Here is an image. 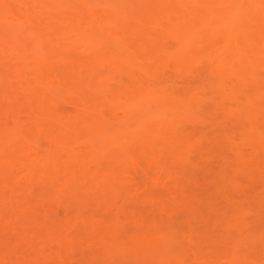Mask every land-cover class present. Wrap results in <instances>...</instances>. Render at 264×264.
Instances as JSON below:
<instances>
[{
    "label": "rangeland",
    "instance_id": "1",
    "mask_svg": "<svg viewBox=\"0 0 264 264\" xmlns=\"http://www.w3.org/2000/svg\"><path fill=\"white\" fill-rule=\"evenodd\" d=\"M251 1L0 0V264H221L230 251L231 240L240 237V231L244 230L245 224L238 233L232 228L237 206L248 211V224L242 235L246 233L243 237L246 246L253 243L243 255L254 263L264 259V256L257 257L264 246V167L261 166L264 149L244 143L243 147L238 143V148H234L228 142L229 129L238 125L226 110L232 99L219 95L220 88H227L230 78L222 81L224 85L221 82L223 87L219 90L216 86L213 89L206 86L209 79L216 82V73L235 68L237 62L224 59L219 66L214 59L210 63L209 57L202 54L201 60H197L199 56L196 58L199 62L186 64L189 67L183 65L185 69L181 67L182 70L176 71L177 66L171 65L175 60L170 61L166 55L184 39V35L177 37V32L186 28L202 34L209 27L210 31L216 28L218 33H213L220 36L212 35L217 36L216 41L226 37L230 30L217 29L218 15L232 4L240 11L230 19L238 23L231 33L246 35L251 45L245 53H255L261 49L264 39L261 34L264 26L259 20L264 0H254V5ZM241 11L246 12L243 19L239 16ZM190 16L200 20L205 16L210 24L202 19L204 25L196 26L201 30L194 27L198 30L195 31L193 25L198 24L191 23ZM259 22L260 25H256ZM259 26L263 27L261 31ZM196 36L191 38L193 45L204 43V46L214 40L206 35L208 40L200 42ZM236 37L234 35L233 40H242ZM216 41H211L212 45ZM113 49L119 53L129 52L126 53L130 58L134 55V61L142 68L143 65L152 67L156 58H166L170 67L166 64L157 68L155 63L152 70L157 69L159 76L164 77L169 91L174 89L170 91V95H174L171 97L188 94L194 97L191 105L194 107L186 116L179 110L178 114L185 119L179 116V125L172 128L174 134H169L168 139L164 136L162 141L159 138L155 143L156 153L141 148L140 138L146 139L148 135L141 131L140 142L118 139L122 142L117 141L119 151H111L115 145L111 146L113 137L107 134L127 122H135L138 117L122 115L121 106L128 94L125 92L137 86L140 90L146 83L137 68L132 71L114 62ZM225 55L229 57V53ZM241 95L238 93L237 97ZM172 98L173 101L168 102H176L177 98L175 101ZM261 118L250 119L249 124L261 123L260 127H255L263 129L264 118ZM92 119L97 121L94 123ZM156 119H152L155 124L160 122ZM72 120L82 121L80 124L85 127L76 124L70 129L68 126L74 125ZM106 121H112L115 129ZM59 126L65 130L64 134L63 130H58ZM104 127L106 130L101 129ZM11 132L16 134L11 135ZM103 137L111 145L106 148L103 141L105 148L102 144L101 149L98 142ZM166 141L171 143L164 144ZM29 145L30 148H23ZM180 150L186 154L180 157L177 154ZM54 153L59 156L56 160ZM14 154L19 156L17 160L12 157ZM242 156L244 160L240 159ZM53 159L56 163L57 159L61 160L54 165L56 169L62 167L66 171L65 168L73 166L71 171L70 167L68 169L71 173L53 169ZM41 166L42 169L38 168ZM44 167H51V171L46 168L48 177ZM37 169L42 171L37 172ZM38 173L43 178L38 177ZM53 173L60 175L57 182L55 178L59 175ZM74 175L78 177L76 181ZM48 179H54L51 180L53 186L51 182L46 183V186L50 183V190L44 185L41 187ZM112 232L117 233L113 238ZM133 234L135 238L140 234L148 239L146 237L141 244L138 241L136 246L128 241ZM123 241L131 242L132 250L125 249Z\"/></svg>",
    "mask_w": 264,
    "mask_h": 264
},
{
    "label": "bare ground",
    "instance_id": "2",
    "mask_svg": "<svg viewBox=\"0 0 264 264\" xmlns=\"http://www.w3.org/2000/svg\"><path fill=\"white\" fill-rule=\"evenodd\" d=\"M249 1H251V0H249ZM250 4H252V5H254L255 4V1L253 0V3H252V1L250 2ZM233 5V4H232ZM231 5V7H230V5H228V7H230L229 9H223L222 11L220 10V14L218 15V28L217 29H221L222 31H227V28H228V31L230 32V34H229V32L227 33V35H225L226 37H223V38H221V39H223L222 41H221V39L219 40V38H218V40L216 41L215 40V38L217 39V36H219L217 33H218V31H216V28H212V30L213 31H210L211 29H210V27H209V29H207V28H205V29H207V30H209V33H208V31L206 30V32L203 30L202 32H204L203 34L201 33V31H198L196 28H198V27H196V26H199V25H204V23L203 22H206V24L207 25H209L210 23H209V19H208V22H207V17L206 18H204L205 16H203V18L202 19H206V21H203L202 19V21L198 18V17H194V18H196V21L198 20V21H200V22H196L195 21V19L193 18V17H189V19H191L190 21H191V23H194V24H198V25H193V28L194 27H196V28H194L195 29V31H198L197 33H199V36H198V34L196 33V32H193V30H189V28H186V29H188L189 31H187L186 29L185 30H183V31H180V33H178L177 32V34H178V36L176 35V32H175V34H174V36H177V37H179L180 38V35H184L185 37H182V39L184 38H186L187 36V34L188 33H186L185 31H187V32H189V34H191V35H189L188 34V36L189 37H187L185 40L183 39L181 42H180V40L178 41V43L176 44V46L175 47H173L170 51L168 50L167 52V59H171L170 61H174L175 60V62L174 63H171V65H172V67L173 68H175L176 66V71H180V70H182L184 67H183V65L185 66L186 64H192V63H197V62H199V61H197V60H201L200 59V57H202V54H204L205 55V57L206 56H208L207 58H208V60H210L209 62L211 63V61H212V59H214L213 60V62L215 63V64H217V65H219V66H221L222 64V62H224V59H230V61H233V62H237L235 65V68H234V66H232L233 68L231 69H227V71H224V70H220V71H222V72H218V73H216L215 74V76H216V82L215 81H211V79H209L208 81H206V86H208V88H214V86H216L215 88L217 89L218 88V90H219V88L222 86L223 87V85H224V83L223 82H225V80L227 79H229V85L227 86V88H220L221 89V91H220V93H221V95H219L220 97L222 96V98L225 96V98H226V96L228 97V98H231L232 99V103L231 104H229L228 105V107H226V110H228V112L230 113V117L229 118H232V120H233V122L235 123V124H237L236 126V128H235V126L233 127V129L232 128H230L229 129V131H228V133H227V139H228V142H229V144H230V146H233L234 148L236 147V144L238 145V143H241L240 145H241V147H243V145L244 144H249V145H251V146H260V147H262V149H264V127H263V129H261V128H257V127H255V126H259V124H261V123H258V124H256L255 126L254 125H250L249 123V120L251 119H255L256 117H263L264 118V39H263V41H261V49H259V50H255V53H253V51H252V54H246L247 53V50L246 49H248L249 47H250V43L246 40L247 38H246V35H242V36H240V35H236L235 33H231L232 31H233V28L234 27H236V26H238V23L236 22H234V23H232V21H230V19L232 20V18L236 15V14H238L239 13V11H240V9L239 8H237V6H232ZM235 5V4H234ZM237 5V4H236ZM239 5H241V4H239ZM225 8H227L226 6H225ZM257 9H259V8H257ZM259 12V11H258ZM241 13H243V14H241ZM241 13H240V15L239 16H241V18L243 19V16L244 15H246L245 13H244V11H241ZM213 14H214V12H213ZM258 14H260L261 15V11H260V13H258ZM262 14L263 15H261V18L259 17V20L262 22V24L261 25H263L264 26V11H262ZM185 15V14H184ZM184 15H182V19L184 20V18H183V16ZM187 15V14H186ZM185 15V19H187L188 17ZM259 15V16H260ZM212 16V15H211ZM214 16V15H213ZM217 16V15H216ZM246 17V16H245ZM244 17V18H245ZM181 19V20H182ZM262 19V20H261ZM182 20V21H183ZM187 21V20H186ZM225 22H229L228 24H227V26L225 25ZM231 22V23H230ZM261 22H259V23H256V25L258 24V25H260V23ZM205 24V26L206 27H208L207 25ZM235 24H237V25H235ZM239 25H241L240 23H239ZM221 27V28H220ZM259 27H261V26H259ZM202 28H203V26H202ZM203 28V29H204ZM223 28H224V30H223ZM237 28V27H236ZM262 28L263 27H261L260 28V31L262 30ZM191 29V28H190ZM199 30H201L200 28H198ZM226 29V30H225ZM235 29V28H234ZM190 31H192L191 33H190ZM217 32V33H215L217 36L215 37V38H213L212 37V35H215L213 32ZM221 31V32H222ZM182 32H185L186 33V35H185V33L184 34H181ZM220 32V31H219ZM220 32V33H221ZM193 33H194V35H193ZM195 33L197 34V36H198V39L200 40L201 39V41L200 42H204V41H202V40H208V38L206 37V35L208 36V35H211V37L209 36V38H212V39H214V40H211L212 41V43L214 42V41H216V43H214L213 45H212V43H211V41H209L210 43H207L206 42V44H209L210 45V47L208 46H206V44L204 45V46H202L204 43H196L197 45H193V44H191V42H192V39L191 38H194L196 35H195ZM200 33H201V35H202V37H201V35H200ZM205 33H207L206 35H204ZM180 34V35H179ZM242 34H246V33H242ZM261 34H262V36L264 35V30H263V33H262V31H261ZM206 37H204V36ZM230 35L232 36V38L230 37ZM234 35L235 36H237L236 38L237 39H239V38H241L242 40L240 41V40H233L234 39ZM191 36V37H190ZM193 36V37H192ZM196 36V37H197ZM240 36V37H239ZM200 37V38H199ZM220 37V36H219ZM239 37V38H238ZM247 37H249V36H247ZM205 40V41H206ZM210 40V39H209ZM249 40V39H248ZM190 41V42H189ZM218 41H220V43H221V45H220V43L218 44ZM180 42V43H179ZM189 42V43H188ZM199 42V41H198ZM193 43V42H192ZM200 44V45H199ZM217 44V45H216ZM114 45V44H113ZM211 45H212V47H211ZM215 45L216 46H219V47H215ZM206 47V48H205ZM113 48V47H112ZM112 48H111V50H112ZM225 51V52H227V53H229V57L228 56H226L225 55V52H223L222 54H220L222 51ZM113 51H114V58H112V59H116L114 62H116V64H118L120 67H121V65L122 66H124V65H126V67L127 68H131V70L133 69H136L137 68V70L138 71H141V73H143V75H142V77L144 78V79H146L145 81H146V83H144L145 85H142V87L141 86H139V87H141V89L139 90V88H138V86H137V88H134V87H132V88H130L129 90H128V92H125V93H128L127 95L125 94V96H124V104H123V106H121V107H123L122 108V110L121 111H123L122 112V115L123 116H125V117H127V116H129V117H133V115L134 116H138L137 117V120H135V122L134 121H130L129 123L127 122V124L124 126V127H119V129H116L115 131H111V133H108L107 135V137H109L110 135V138H112L113 137V140L111 141L112 143V145L110 144V142L109 143H106L105 141L106 140H104V137H103V140H101L102 138H100V140L101 141H99L98 142V145H99V147L101 148V149H103V148H105V145H104V142H105V144H107L106 145V148H107V146H116V144L117 145H120V144H118V142L117 141H119L118 139H121L122 141H124V142H129L130 140H131V142H133L132 141V139H136L135 141L136 142H140V146H141V148H143V149H147V150H149L150 152L151 151H153V153H156V152H154L155 150H158V146L156 147V142L158 141V139L160 138H163L164 136V138H166L167 137V139H168V136H169V134L171 135V133L172 134H174L173 133V127H175L174 125H179V110L180 111H182V113L186 116V112L187 111H190L191 110V108H193L191 105H192V101H193V99H194V97L192 96V95H183V96H179V95H177L178 97H176L175 96V98H172L171 96H173L174 97V95H170L171 94V92L170 91H173L174 89L172 88V90L170 89V91L166 88V85H167V83L165 82V80H163V78L161 77V75L159 76V72H157L158 70L157 69H154V70H152L153 68H155V66L157 67V68H160V66L162 67H164V66H166V64H167V68L168 67H170L169 65H170V62H168L167 61V59L165 58L164 60H163V57L160 59H158V58H156L154 61H157V62H155L156 63V65L154 66V64L155 63H152L153 65H152V67H147L146 68V66L144 67V65H143V68H142V65H141V67L139 66V64H137L135 61H134V55H132L131 57L132 58H130V56L128 55L129 54V52H120L119 53V50L118 51H116V50H114L113 49ZM129 51V50H128ZM220 52L218 55H217V52ZM109 52H110V50H109ZM131 52V51H130ZM246 52V53H245ZM124 53V54H123ZM126 53V54H125ZM216 53V54H215ZM112 54H113V52L111 53V57H112ZM131 54H133V52L132 53H130V55ZM209 55H211L212 57H211V59H210V56ZM248 56V58H247V56ZM199 56V59L197 58ZM224 56V57H223ZM226 56V57H225ZM249 56H251L250 58H249ZM166 57V56H165ZM214 57V58H213ZM228 57V58H227ZM196 58H197V60H196ZM158 59V60H157ZM225 60V61H226ZM235 60V61H234ZM197 61V62H196ZM218 61V62H217ZM133 62H135V64L133 63ZM220 62V63H219ZM169 63V64H168ZM115 64V65H116ZM174 64V65H173ZM116 66L117 68L119 67V66ZM133 65V66H132ZM176 65V66H175ZM247 65H249V67L250 68H248V66ZM151 66V65H150ZM175 66V67H174ZM188 65H186L185 67H187ZM246 66H247V68H246ZM125 67V66H124ZM181 67H183V68H181ZM189 67V66H188ZM140 68V69H139ZM150 68V69H149ZM244 68H246V69H244ZM174 69V70H175ZM178 69V70H177ZM185 69V68H184ZM188 69V68H187ZM186 69V70H187ZM216 69V68H215ZM132 70V71H133ZM228 70H230V71H228ZM162 73V72H161ZM180 73H182V72H180ZM131 76H133V75H131ZM165 76V75H164ZM132 80H133V77L131 78ZM224 80V81H223ZM223 81V82H222ZM215 82V83H214ZM221 82L223 83V85L221 84ZM208 83V84H207ZM130 86V85H129ZM133 86H135L136 87V84L134 85L133 84ZM218 86V87H217ZM169 87H170V85H169ZM168 87V88H169ZM225 87V86H224ZM136 89H138V91L137 92H134ZM107 90V89H106ZM127 90V89H126ZM111 91V90H110ZM119 91H121V90H119ZM119 91H117L118 93H119ZM131 92H133V93H131ZM112 93H114V91L112 92ZM118 93H117V95H118ZM121 93V92H120ZM124 93V92H123ZM122 93V94H123ZM131 93V94H130ZM135 93L137 94V95H135ZM174 93V92H173ZM238 93H241L242 95V97H237V94ZM133 94V95H132ZM114 95H115V97H116V91H115V93H114ZM124 95V94H123ZM118 97H119V95H118ZM167 97H169V98H167ZM122 98H123V96H122ZM121 98V99H122ZM174 99V101L176 100V98H177V100H176V102H173V103H171L173 100H170V99ZM113 99V98H112ZM114 99H118V98H114ZM119 99H120V97H119ZM221 100H223V99H221ZM123 101V100H122ZM168 101H171V102H168ZM120 106H119V108H121ZM190 107V108H189ZM183 109V110H182ZM187 109V110H186ZM114 111H115V109H114ZM224 111V110H223ZM185 112V113H184ZM222 112V111H221ZM223 113V112H222ZM225 113V112H224ZM125 114V115H124ZM132 114V115H131ZM137 114V115H136ZM138 114H140V116L138 115ZM227 114V113H226ZM263 114V115H262ZM113 115V114H112ZM224 115V114H223ZM111 117V119L110 120H112V116H110ZM115 117V116H114ZM141 117V118H140ZM154 117H157V119H158V121H160L159 123L157 122V124H155L156 122H154L153 120L154 119H156V118H154ZM183 118L184 116H180V118ZM255 117V118H254ZM151 118V119H150ZM181 118V119H182ZM219 118H220V116H219ZM228 118V119H229ZM263 118H261L262 120H263ZM89 119H91V118H88L87 120H89ZM97 119H99V121L101 120V119H103V118H97ZM117 119V118H116ZM115 119V120H116ZM153 119V120H152ZM156 119V120H157ZM160 119V120H159ZM185 119V117L183 118V120ZM224 119V118H223ZM227 119V118H226ZM86 119H84L83 121H85ZM93 121H94V123H95V120L94 119H92ZM104 120H106V119H104ZM132 120V119H131ZM161 120H163V121H161ZM222 120V119H221ZM250 120V121H251ZM256 120V119H255ZM19 121V120H18ZM73 121V120H72ZM75 121V120H74ZM74 121L72 122L74 125H72V124H70L69 126L68 125H65V126H68L70 129H71V127L70 126H74V128H75V126H76V124H80L82 121H78V120H76L75 122H77V123H74ZM97 121V120H96ZM98 121V122H99ZM113 121H114V118H113ZM154 123H153V122ZM179 121V122H178ZM254 121V120H253ZM261 121V120H260ZM16 122H17V120H16ZM105 122V121H104ZM103 122V123H104ZM112 122V121H111ZM110 122V123H111ZM84 123V122H83ZM85 123H87L88 124V121L87 122H85ZM106 123H109V122H107L106 121ZM106 123H104L105 124V126H107L106 125ZM110 123H109V126H110ZM115 123V122H114ZM178 123V124H177ZM19 124V123H18ZM87 124H86V126H87ZM92 124V123H91ZM90 124V125H91ZM99 124H100V122H99ZM121 124V123H120ZM154 124V125H153ZM20 125V124H19ZM80 125H82V124H80ZM79 125V126H80ZM93 125V124H92ZM101 125V124H100ZM103 125V124H102ZM102 125H101V127H102ZM111 125H112V123H111ZM264 125V124H263ZM78 126V125H77ZM83 126V125H82ZM94 126V125H93ZM104 126V125H103ZM118 126V125H117ZM116 126V127H117ZM123 126V125H122ZM83 127H85V126H83ZM89 127V126H88ZM92 127V126H91ZM91 127H89V128H91ZM95 127H96V125H95ZM98 127V126H97ZM108 127V126H107ZM106 127V128H107ZM112 127H114L113 125H112ZM112 127H109V128H111L112 129ZM260 127V126H259ZM262 127V126H261ZM10 128V127H9ZM15 128H16V126H15ZM18 128V127H17ZM21 128V127H20ZM59 128H60V130L62 131L63 130V128H62V126H59L58 127V130H59ZM74 128H72V129H74ZM77 128H79V127H77ZM81 128V127H80ZM105 128V127H104ZM104 128H101V129H103V130H106V128L104 129ZM173 128V129H172ZM6 129V128H5ZM86 129V128H85ZM88 129V128H87ZM95 129V128H94ZM93 129V130H94ZM111 129H109V130H111ZM114 129H115V127H114ZM236 129V130H235ZM18 130V129H17ZM67 130V129H66ZM69 130V129H68ZM82 130V129H81ZM108 130V129H107ZM11 131V130H10ZM12 131H14V129H12ZM22 131V130H21ZM20 131V132H21ZM40 131H42V130H40ZM70 131V130H69ZM85 131V130H84ZM89 131H90V129H89ZM98 131V130H97ZM99 131H100V128H99ZM98 131V132H99ZM141 131V132H140ZM18 132H19V130H18ZM18 132H17V134H18ZM39 132V131H38ZM64 132H65V130H63V134H64ZM68 132V131H67ZM66 132V133H67ZM78 132V131H77ZM93 132V131H92ZM98 132H97V134H98ZM101 132H103V134H104V131H101ZM139 132L140 133H144L145 132V134L147 133L148 135H149V137H148V135H147V137L149 138V140L147 139V137H146V139H145V137H139L140 135H139ZM176 132V131H175ZM12 133V132H11ZM41 133H43V131L41 132ZM61 133V132H60ZM73 133H75V132H73ZM94 133V132H93ZM165 133H168V135H165ZM7 134H8V131H7ZM13 134H16V133H12L11 135H13ZM24 134V133H23ZM68 134V133H67ZM70 134H72V132H70ZM92 134V133H91ZM102 134V135H103ZM21 135H22V132H21ZM93 135V134H92ZM99 135H101V134H99ZM105 135H106V132H105ZM26 136V135H25ZM66 136V135H65ZM65 136H64V138H65ZM75 136H76V134H75ZM143 136V135H142ZM17 137V136H16ZM19 137V136H18ZM17 137V138H18ZM35 137V136H34ZM61 136H59V138H60ZM99 137H102V136H99ZM140 138V141H139V138ZM23 138V137H22ZM57 139L56 140V143L58 142V140H60L61 138H63V136L60 138V139ZM72 138H73V136H72ZM110 138H108V139H110ZM174 138V137H173ZM176 138H178V137H176ZM7 139V138H6ZM9 139V138H8ZM70 139V138H69ZM73 139H76V138H73ZM105 139H106V136H105ZM138 139V140H137ZM159 139V140H160ZM180 141H182V139H180V138H178ZM177 139V140H178ZM16 140V139H15ZM63 140V139H62ZM120 140V141H121ZM129 140V141H128ZM171 140V139H170ZM174 140V139H173ZM179 140H178V142H179ZM17 141V140H16ZM19 141H20V139H19ZM18 141V142H19ZM27 141V140H26ZM63 141H65V140H63ZM62 141V142H63ZM72 141H74V140H72ZM71 141V142H72ZM104 141V142H103ZM114 141V142H113ZM117 143H116V142ZM119 141V143H122V142H120ZM134 141V142H135ZM161 141H162V139H161ZM165 141V140H164ZM38 142V141H37ZM36 142V143H37ZM62 142H60V143H62ZM67 142H68V140H67ZM160 142V141H159ZM168 141H166V142H164V144H166ZM170 142V141H169ZM168 142V143H169ZM184 142V141H183ZM5 143V142H4ZM15 143V142H14ZM24 143V142H23ZM65 143H66V141H65ZM65 143H62V144H65ZM114 143V144H113ZM156 143V144H155ZM171 143V142H170ZM242 143H244L243 145H242ZM26 144V143H25ZM68 144V143H67ZM102 144L104 145L103 146V148H102ZM108 144H110V145H108ZM126 143H124V145H125ZM164 144H161V146H163ZM4 145V144H3ZM17 145H19V144H17ZM17 145H16V148H17ZM32 145H34V142L32 141ZM66 145V144H65ZM97 145V144H96ZM97 145V146H98ZM143 145H145L146 147H144ZM184 145V144H183ZM239 145V146H240ZM114 146V150L113 149H111L112 147H109L108 149H111V151H119V149L117 148V146L115 147ZM160 146V145H159ZM180 146H182V145H180ZM33 147V146H32ZM8 148V147H7ZM10 148V147H9ZM15 148V147H14ZM13 148V149H14ZM23 148H30V145H29V147H24L23 146ZM34 148V147H33ZM123 148V147H122ZM160 148V147H159ZM180 148V147H179ZM231 148V147H230ZM236 148H238V147H236ZM19 149V148H18ZM21 149V148H20ZM183 149V148H182ZM145 150H143V151H145ZM146 150V151H147ZM17 151V150H16ZM15 151V152H16ZM23 152H24V150H22ZM142 151V150H141ZM142 151V152H143ZM237 150L235 149V152H236ZM13 152H14V150H13ZM239 152V151H238ZM18 153V151L16 152V154ZM20 153V152H19ZM146 153V152H145ZM11 154H12V152H11ZM20 154H22V153H20ZM148 154V153H147ZM150 154V153H149ZM177 154L181 157V156H183L184 154H186V153H184V151H179V152H177ZM19 155V154H18ZM53 155V154H52ZM54 155H55V153H54ZM98 155V154H97ZM97 155H95V157L97 156ZM104 155V154H103ZM102 155V156H103ZM246 155V154H245ZM56 156L57 157H59L58 156V154L57 155H55V160H56ZM12 157H15V159L17 160V158L19 157V156H15V154L12 156ZM51 157V156H50ZM52 157H54V156H52ZM100 157V156H99ZM98 157V158H99ZM243 157V156H242ZM245 157V156H244ZM244 157L243 158H240L241 160H244ZM47 158H48V156H47ZM67 158V157H66ZM102 158V157H101ZM60 159H62V156H61V158ZM63 159H64V157H63ZM62 159V160H63ZM236 159V158H235ZM240 159H239V161H240ZM252 159V158H251ZM47 160V159H46ZM48 160H50V158H48ZM55 160L53 159V161L55 162ZM58 160L59 159H57V163H58ZM10 161V160H9ZM51 161V160H50ZM61 160H59V162H60ZM66 161V160H65ZM96 161H97V158H96ZM12 162V164H14L13 163V160H11L9 163H11ZM44 162H45V158H44ZM52 162V161H51ZM50 162V163H51ZM69 162V161H68ZM100 162V161H99ZM260 162V161H259ZM8 163V164H9ZM56 162L55 163H51V164H53V166H51V164H48V166H51L52 168L54 167L55 169L57 168L56 166V164H57ZM101 163V162H100ZM243 163V162H242ZM255 163H258L257 161L255 162ZM7 164V165H8ZM61 164V163H60ZM64 164V163H63ZM244 164V163H243ZM54 165H56V166H54ZM99 165V164H98ZM97 165V166H98ZM239 165V164H238ZM246 165V164H245ZM254 165V164H253ZM42 166H44V164L42 165ZM38 167V168H43V167ZM46 166V165H45ZM61 166H63V165H61ZM96 166V167H97ZM237 166V165H236ZM255 166V165H254ZM259 166V165H258ZM261 166L262 167H264V161H262V163H261ZM50 167V168H51ZM58 167H60V165L58 166ZM69 167H70V169H69ZM68 167V169L71 171V169L73 168V166H69ZM72 167V168H71ZM45 168V167H44ZM47 168V170L48 169H50V168H48V167H46ZM46 168H45V173L47 172L46 171ZM53 168V169H54ZM242 168V167H241ZM61 169H63L62 167H60V168H58V169H56V171H60ZM66 169V171L63 169V170H61L63 173H64V171H65V173L64 174H66V173H68V175L71 173L70 171H68V169L67 168H65ZM252 169V168H251ZM258 169V168H257ZM261 169V168H260ZM40 170V169H39ZM38 169H37V172H41L42 170H40L39 171ZM94 170V169H93ZM242 170H243V168H242ZM259 170V169H258ZM44 171V170H43ZM49 171V170H48ZM50 171H51V169H50ZM74 171V170H73ZM95 171V170H94ZM53 172V171H52ZM70 172V173H69ZM244 172V171H243ZM249 172H251V171H249ZM54 174V173H53ZM64 174H62L63 176L62 177H64ZM40 174L38 173V177H40L39 176ZM48 175V173H46V176ZM55 176L57 175H59V174H57V173H55L54 174ZM53 175V176H54ZM67 175V176H68ZM72 175H73V173H72ZM87 176H88V174H86ZM263 175H264V173H263ZM43 176H44V174H43ZM76 175H74V179H75V181L77 180V178L78 177H75ZM230 176H231V174H230ZM232 176L234 177V174H232ZM48 177V176H47ZM60 177V175L58 176V178L56 179L55 178V180H56V182L60 179L59 178ZM66 177V176H65ZM64 177V178H65ZM70 177V176H69ZM69 177H67V178H69ZM40 178H43V177H40ZM50 178V177H49ZM71 178V177H70ZM69 178V181L71 180V179H73V177L70 179ZM73 179V180H74ZM41 180V179H40ZM43 180H45V178L43 179ZM49 180V181H48ZM47 181H45V182H43L42 183V186L41 187H43V185L44 186H46V183L47 182H51V185H50V183H49V185L50 186H53L52 185V181L51 180H53L54 181V179H48ZM85 180H87V179H85ZM67 181H68V179H67ZM74 181V182H75ZM90 181V180H89ZM56 182H54V184L56 183ZM66 182V181H65ZM72 182V181H71ZM70 182V183H71ZM67 184H69L68 182L66 183V185ZM48 184H47V189H48V186H49ZM65 185V183H64V186H66ZM68 186V185H67ZM46 187H44V189L46 188ZM52 188V187H51ZM67 188V187H66ZM46 189V190H47ZM65 189V188H64ZM63 189V190H64ZM68 189V188H67ZM70 189V188H69ZM48 190H50V187H49V189ZM72 190V189H71ZM84 191V190H83ZM85 191H87V190H85ZM84 191V192H85ZM69 192V191H68ZM77 192H78V190H77ZM74 193V192H73ZM79 193V192H78ZM71 195V194H70ZM79 195V194H78ZM72 196V195H71ZM76 196H77V194H76ZM73 198H74V196H73ZM175 198H177V197H175ZM177 200V199H176ZM182 200V199H181ZM172 201H174L173 199L171 200V202ZM166 202V204L167 203H171V202H167V201H165ZM172 204V203H171ZM170 204V205H171ZM171 207V206H170ZM247 210H246V208L244 209V208H241V207H239L238 208V206H237V209H235L234 210V212H235V220H234V222H233V224H232V228H234L235 230H236V232H237V230L239 231V229H241L242 227H243V224H245V225H247L246 224V222L248 221V219H247V216H248V211L246 212ZM54 225V224H53ZM245 225H244V230L246 229L245 228ZM233 229V231H235ZM51 230V229H50ZM242 230V229H241ZM244 230H242V231H240V237H234L233 238V240H231V248H230V251H229V253L228 254H226L227 256H225V258H224V261L221 263V264H264V259H261L260 257H262V256H264V246H262V248L260 249V251L258 252L259 254H261V255H259V256H257L259 259H261V260H259V261H255V263L254 262H250V259H246V256H244L243 255V253H245V251L247 250V248H250V247H252L253 246V243H249V244H251V246L248 244L247 246H246V243L244 242V238L243 237H245V235H246V233L245 234H243L242 235V232L244 231ZM117 231V228L115 229V232ZM51 232V231H50ZM115 232H112V234H114V236L112 235V238L113 237H115L116 235H117V233H116V235H115ZM244 232H246V231H244ZM243 232V233H244ZM56 233V232H55ZM59 233V232H58ZM132 233V232H131ZM238 233V232H237ZM54 234V233H53ZM157 234H159V233H157ZM166 234H168V238H169V233H166ZM59 235V234H58ZM134 235H136V234H133L132 236V240H128V241H131L132 242V244L134 245V243H135V245H136V243L138 242V244L140 243H142L143 242V240H145V238L147 237V236H145V238H144V235H143V238L142 237H140V234L139 235H137L138 236V238H137V236H136V238H135V236ZM160 235H162L161 233L159 234V236ZM239 235V234H238ZM50 236H53L52 235V233L50 234ZM56 236L57 235H55V238H56ZM153 236H155V235H153ZM165 236H167V235H165L164 234V237ZM127 237H129V236H127ZM130 237H131V234H130ZM129 237V238H130ZM161 237V236H160ZM159 237V238H160ZM55 238H54V240H55ZM140 238H142V239H140ZM154 238V237H153ZM158 238V239H159ZM162 238H163V235H162ZM165 238H167V237H165ZM237 238V239H236ZM52 240V238H49V240ZM128 239V238H127ZM127 239H126V241H127ZM131 239V238H130ZM140 239V240H139ZM148 239V237L146 238V240ZM155 239H157V237H155ZM58 240H59V238H58ZM53 241V240H52ZM120 241V240H119ZM142 241V242H141ZM57 242V241H56ZM60 242V241H59ZM122 242V241H121ZM131 242H125V241H123V243H125L126 244V247L127 248H125V249H127L128 251L131 249V247L130 246H133L132 244H131ZM134 242V243H133ZM145 242V241H144ZM58 243V242H57ZM122 243V244H123ZM58 244H60V243H58ZM124 244V245H125ZM129 244V245H128ZM56 245V244H55ZM119 246V245H118ZM129 246V247H128ZM137 246V245H136ZM136 246H134V247H136ZM142 246V245H141ZM133 247V248H134ZM129 248V249H128ZM132 250V249H131ZM246 255V254H245ZM262 258H264V257H262ZM257 260V259H256ZM206 264H212V263H210V262H206Z\"/></svg>",
    "mask_w": 264,
    "mask_h": 264
}]
</instances>
